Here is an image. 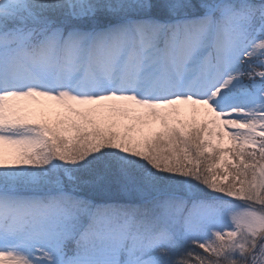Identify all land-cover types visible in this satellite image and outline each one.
<instances>
[{
    "label": "snow or ice",
    "instance_id": "obj_1",
    "mask_svg": "<svg viewBox=\"0 0 264 264\" xmlns=\"http://www.w3.org/2000/svg\"><path fill=\"white\" fill-rule=\"evenodd\" d=\"M0 264H264V0H0Z\"/></svg>",
    "mask_w": 264,
    "mask_h": 264
}]
</instances>
